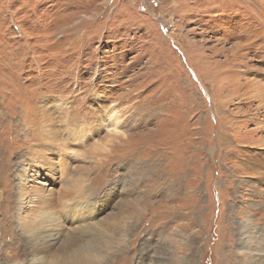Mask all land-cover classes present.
<instances>
[{"label": "rangeland", "instance_id": "374dc122", "mask_svg": "<svg viewBox=\"0 0 264 264\" xmlns=\"http://www.w3.org/2000/svg\"><path fill=\"white\" fill-rule=\"evenodd\" d=\"M0 145V264H264V0H0Z\"/></svg>", "mask_w": 264, "mask_h": 264}, {"label": "bare ground", "instance_id": "6f19581e", "mask_svg": "<svg viewBox=\"0 0 264 264\" xmlns=\"http://www.w3.org/2000/svg\"><path fill=\"white\" fill-rule=\"evenodd\" d=\"M4 150H7V146H6V148H4V146L0 145V158L5 154ZM11 156H13L12 152H11ZM13 157H16V154H14ZM61 160H60L61 166L62 165L65 166L66 165L65 163L67 162L66 158L63 157V158H61ZM0 164H1V175L0 176L2 177L3 176L2 173L6 169H5L4 165H2L1 160H0ZM63 169H64V167H63ZM21 176H22V178L24 177L23 175H21ZM75 181H77V180H75ZM72 186H71V188H72ZM20 188L22 191H24L23 184L20 185ZM40 191H43V190H40ZM40 191L34 190L35 201H34V206L32 207L31 213L26 214L23 219L19 218V227L23 233L21 237L23 239H25V236H24V234H25L26 239L28 240L26 242V245L24 246V249H25V251H28L31 249V251L34 253V255H37V256L40 255V251L43 249L45 242H48V243L52 242L53 243L54 241L57 240L58 233L56 231H61L60 227L63 226L61 218H60L63 213H65L67 217H72L73 223H76L77 219L81 216V214H80L81 211L84 212V210L86 208V207H82L80 205V202L77 205H75L73 203V201L76 199V196L74 195V192H72L71 190H69V192L63 193L62 198H59V199H61V201L58 202L59 203L58 207H60V208H56L57 206L53 205V200H54L53 196L54 195L53 196L52 195L46 196L45 194H42L43 192L40 193ZM81 193H85V192H81ZM8 196H9V193L6 192V196L4 198L6 201H7ZM84 198H85V196H84ZM68 199H70V201ZM71 199H73V200H71ZM26 200H27V194L26 193H22L20 195V197L18 198L17 202L20 205L21 211L23 209V206H25ZM71 201H72V203H71ZM10 202L12 203V199L10 200ZM13 202H14V197H13ZM83 218H84V216H83ZM95 221H96V219H95ZM95 221L93 223H96ZM84 224L85 223H82L83 226L86 225V224L85 225ZM92 225H93V227L96 226V224H92ZM74 228H77V227H74ZM71 229H73V228H71ZM85 229H89V228L88 227H85V228L82 227L81 230H85ZM41 230H46V231L41 233ZM93 249L94 248L89 249L87 247L85 249L78 250L76 254H71L72 257L69 258V260H66L64 262V264H100L101 263L100 256L97 253H95L94 252L95 249L94 250ZM44 251H46V250H42V252H44ZM79 252H82V253H79ZM60 262L61 261H58V260L53 262V260H52V264H61Z\"/></svg>", "mask_w": 264, "mask_h": 264}]
</instances>
